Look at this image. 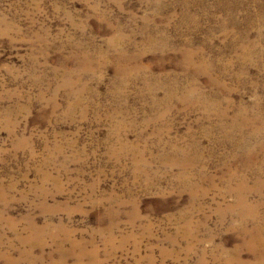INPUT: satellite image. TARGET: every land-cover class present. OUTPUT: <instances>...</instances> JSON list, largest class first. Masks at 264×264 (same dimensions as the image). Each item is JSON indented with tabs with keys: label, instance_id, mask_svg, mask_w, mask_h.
I'll list each match as a JSON object with an SVG mask.
<instances>
[{
	"label": "rangeland",
	"instance_id": "374dc122",
	"mask_svg": "<svg viewBox=\"0 0 264 264\" xmlns=\"http://www.w3.org/2000/svg\"><path fill=\"white\" fill-rule=\"evenodd\" d=\"M0 264H264V0H0Z\"/></svg>",
	"mask_w": 264,
	"mask_h": 264
},
{
	"label": "bare ground",
	"instance_id": "6f19581e",
	"mask_svg": "<svg viewBox=\"0 0 264 264\" xmlns=\"http://www.w3.org/2000/svg\"><path fill=\"white\" fill-rule=\"evenodd\" d=\"M196 52V51H195ZM185 53V52H184ZM189 53H191V51L190 52H188V53H185V56H184V60H186V61H190V58H189ZM192 53H194V52H192ZM189 54V55H188ZM193 55V54H192ZM182 56V57H183ZM205 57V56H204ZM192 59V58H191ZM210 62V61H209ZM210 68H212V67H210ZM200 70V69H199ZM211 80V79H210ZM213 81V80H212ZM195 90V89H194ZM199 101V100H198ZM201 102V101H200ZM202 103V102H201ZM214 104V103H213ZM217 104V103H216ZM212 106V105H211ZM214 106V105H213ZM216 107V106H215ZM211 108V107H210ZM213 110V109H212ZM235 207H238V208H240V209H244V208H246V205H245V201H244V199L242 198V197H239L238 199H237V201H236V203H235Z\"/></svg>",
	"mask_w": 264,
	"mask_h": 264
}]
</instances>
